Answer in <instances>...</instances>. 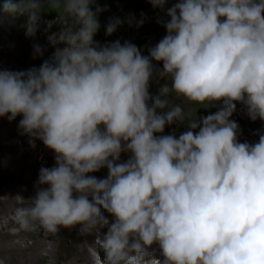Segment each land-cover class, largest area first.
Returning a JSON list of instances; mask_svg holds the SVG:
<instances>
[{
	"label": "clouds",
	"instance_id": "9594fccd",
	"mask_svg": "<svg viewBox=\"0 0 264 264\" xmlns=\"http://www.w3.org/2000/svg\"><path fill=\"white\" fill-rule=\"evenodd\" d=\"M44 3L55 20H41ZM149 3L165 35L146 48L95 40L106 10L96 0L0 3V26L26 16L34 37L58 22L47 40L63 45L39 67L0 69V117L19 116L30 146L54 159L13 219L23 231L97 233L96 264H264V0ZM144 21L109 17L104 35ZM173 95L216 110L186 111ZM237 104L262 122L257 141L238 139ZM173 125L185 130L166 134Z\"/></svg>",
	"mask_w": 264,
	"mask_h": 264
},
{
	"label": "rangeland",
	"instance_id": "374dc122",
	"mask_svg": "<svg viewBox=\"0 0 264 264\" xmlns=\"http://www.w3.org/2000/svg\"><path fill=\"white\" fill-rule=\"evenodd\" d=\"M2 2L3 0H0V3ZM174 2L175 0H169V6ZM96 3L101 8L106 9L102 11L97 17L99 23L101 24V28L94 37L95 40L100 41L101 43L105 42L106 40L120 39L122 42L124 40H128L136 44L138 47L146 48V46H150L158 42L165 35V29L161 24L157 23V19L166 17H164L163 13L153 9L149 3V0H96ZM42 8L44 11L42 10L41 12V20L56 19L57 13L55 11L49 12L46 3L42 5ZM93 10H95L94 7ZM141 13H143L145 17V21L141 27L137 28L135 25L130 27L125 23L120 26L111 36L104 35L103 25L107 22L109 17L116 16L124 18L128 14H133L137 19H139ZM26 20V16H19L14 22L6 23L3 26H0V69L7 68L9 70L19 71L26 70L34 66L39 67V65L45 59L51 58L52 53L54 52V47L63 46H53L49 44L47 40V36L51 32H56L59 30L60 25L58 22L53 24L52 28L49 29V32H45L44 25L41 24L40 28L36 32V35L34 37H28L25 35V29L22 27V25L26 23ZM33 45H39L43 54L34 57V49L32 47ZM156 88L157 85H153L151 90L155 92ZM170 101L173 104H179L186 111H198L200 107L194 106L184 101L183 98L176 97L174 95L170 97ZM215 110V108L200 109L199 113L201 115H206L209 111ZM232 118L236 120L240 126V135L238 139L241 142H255L256 140L253 137H255L257 130L261 128L262 122L260 120L251 121L247 117L242 105L240 104H237V110L233 114ZM19 119L20 117L18 116L16 120L9 122L6 118L0 117V177L1 180H7V182H4L2 185L0 184V198L3 199L6 197L7 199L10 197V199H12L15 196L14 192H19V194L21 193L18 196L20 201H18L16 206H12V210H15L14 208L21 206L23 199L24 203H26V200L30 198L35 192L34 184L37 178L34 176L30 178L28 174H38V171L41 167H50L54 163L52 151L47 149L42 144V142L37 140L35 141L34 146H30L28 142L29 138L26 135H22L17 128ZM173 128H175L177 134L185 130L183 126L177 127L176 125H173L171 128L166 127L165 133H169ZM126 158L127 157L122 154L121 159L123 160ZM47 160H49V162ZM20 167L25 169L26 172L24 171L22 173L16 174V172L19 170L18 168ZM8 172H10L11 175ZM12 172H15V174ZM106 174V169H101L96 173H91V175H95L98 178L104 177ZM5 175L6 177H4ZM10 211L11 210L9 208H1L0 217L2 218L3 216L8 215ZM2 222H5V217L2 218ZM38 227V225H35L31 230ZM9 230H16V228L12 227L9 228ZM20 231L23 232V230L18 229L17 233ZM8 232L9 231L4 233ZM96 234L97 233H94V236H96ZM68 238L69 240L65 239L63 244H58V246L55 247L54 259L49 257L47 252H44L45 258H40L38 264H47L49 262H53V264H66L68 262L69 264L71 261H73V257L81 252L83 247H85V243H80L77 246L78 248L71 247V239L70 237ZM20 241L21 239L19 234L14 236V242H23ZM28 244H31L30 239L28 240ZM59 248L60 250L58 251ZM91 250L92 249L89 248V251ZM95 250L97 251V249ZM153 258H155V256L149 258L146 255L144 264H150ZM3 260L4 259L1 257L0 264H5V260ZM80 263L83 264L82 261H80Z\"/></svg>",
	"mask_w": 264,
	"mask_h": 264
},
{
	"label": "bare ground",
	"instance_id": "6f19581e",
	"mask_svg": "<svg viewBox=\"0 0 264 264\" xmlns=\"http://www.w3.org/2000/svg\"><path fill=\"white\" fill-rule=\"evenodd\" d=\"M253 138L256 141L258 140L257 135H255V137ZM47 161L49 162V160ZM18 169L19 170L18 172H16V174L22 173L24 171L26 172V170L22 169L21 167ZM8 173L10 174V172ZM12 173L15 174V172H12ZM28 176L30 178L32 176L37 178L38 174L33 173L32 175L28 174ZM4 177H6V175ZM4 182H7V180L6 181L1 180V177H0V184L2 185ZM13 192H10V193H13ZM14 194L15 196L12 199H10V197H8L7 199L6 197L3 199L0 198V209L6 207L11 210L8 215L3 216L5 217L4 223L2 222L3 217L2 218L0 217V226H1L0 227V258L2 257L6 261L5 262L3 260L5 264H38V261L40 260V258L41 259L45 258L44 252H47L48 256L54 259L55 258V247L58 246V244L59 245L63 244L65 239L69 240L68 237H70L71 239V247L76 248L80 243H85V247H83L80 253L75 255L76 257L75 256L73 257V261H71L69 264H81L80 261H82L83 264H88L91 262H95L96 264V259L102 258V253L95 243V238H96V236H94L95 232L88 233V234L82 233L78 231V226L73 227V228L61 227L59 231L54 234L46 233L41 227H38L30 231H23V232L20 231L19 233H17L19 227L17 223L15 222V220L12 218V216H14V212H13L14 210H12L13 208L12 206H16L18 204V201H20L18 199V196L21 193L19 194V192H14ZM12 227L16 228V230H12V231L9 230V228H12ZM7 231L9 232L4 233ZM18 234H19L21 241H23V242L20 241L21 243L14 242V236ZM29 239L31 240V244H28ZM89 248L92 250L89 251ZM95 249H97V251ZM59 250L60 248L58 249V251ZM152 256L154 255H147V257L149 258ZM47 264H53V262H49ZM66 264H68V262Z\"/></svg>",
	"mask_w": 264,
	"mask_h": 264
}]
</instances>
